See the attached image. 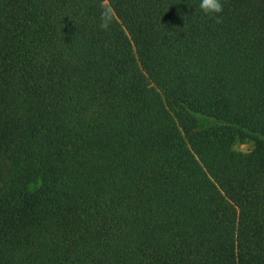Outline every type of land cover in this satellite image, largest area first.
I'll return each instance as SVG.
<instances>
[{
  "label": "trees",
  "instance_id": "obj_1",
  "mask_svg": "<svg viewBox=\"0 0 264 264\" xmlns=\"http://www.w3.org/2000/svg\"><path fill=\"white\" fill-rule=\"evenodd\" d=\"M197 3L0 0V264H264V0Z\"/></svg>",
  "mask_w": 264,
  "mask_h": 264
},
{
  "label": "clouds",
  "instance_id": "obj_2",
  "mask_svg": "<svg viewBox=\"0 0 264 264\" xmlns=\"http://www.w3.org/2000/svg\"><path fill=\"white\" fill-rule=\"evenodd\" d=\"M197 7L207 17L214 18L217 23L222 22L223 0H198ZM111 9L108 8L101 13L99 27L107 29L110 23Z\"/></svg>",
  "mask_w": 264,
  "mask_h": 264
},
{
  "label": "rangeland",
  "instance_id": "obj_3",
  "mask_svg": "<svg viewBox=\"0 0 264 264\" xmlns=\"http://www.w3.org/2000/svg\"><path fill=\"white\" fill-rule=\"evenodd\" d=\"M197 120L199 128L221 124V122L216 118L202 114L197 115ZM233 147L241 152L251 153L254 148V144L249 137L239 134L233 143ZM39 185L42 186L45 191H47L50 187L49 184L45 183H39Z\"/></svg>",
  "mask_w": 264,
  "mask_h": 264
}]
</instances>
